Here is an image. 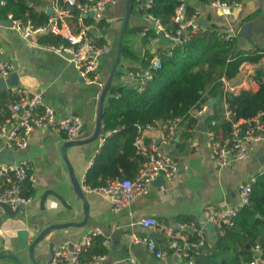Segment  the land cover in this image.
Masks as SVG:
<instances>
[{
    "label": "crops",
    "instance_id": "0c3cea01",
    "mask_svg": "<svg viewBox=\"0 0 264 264\" xmlns=\"http://www.w3.org/2000/svg\"><path fill=\"white\" fill-rule=\"evenodd\" d=\"M40 1L42 4L37 8L53 9V13L48 15L50 18L60 15L64 10L71 11V15H61L63 18L58 21L64 33L78 32L82 23H87L85 20L89 17L90 22L87 24L91 26L90 34L94 29L92 35L96 41L110 46V51L103 55L104 60H100V57L98 59L99 82H91L81 76L71 58L41 44L39 38L42 34L34 33L30 37H24L15 26H0V60L13 63V72H17L19 78L17 85L41 90L44 102L55 110L57 117L75 116L81 120L82 125H86L73 140L88 139L97 124L96 111L100 94L115 57L116 42L125 15V1L115 0V4L110 5L103 13L84 16L83 21L77 19L75 9L69 7L64 0ZM27 4L31 5V2L27 1ZM187 5L194 7L195 13L185 19ZM181 7L183 20L194 18L199 29L212 28L215 25L221 33L226 29L232 30L240 49L259 50L264 47V0H246L240 7L229 10L216 8L211 2L204 3L199 0H183ZM150 27L157 34L154 22L143 16L133 4L122 43L127 44L137 54L138 59L121 56L117 66L120 74L118 77L113 75L111 82L136 87L135 80L129 79L128 72L148 68L145 63L146 52L155 56L159 48L167 50L172 45L165 31L168 45L159 40L158 34L156 37L144 35L143 31L146 33ZM259 64L264 65V56ZM257 66L258 63L242 62L236 81L224 80L225 90L235 94L242 89L256 91L259 83L252 76ZM10 102L8 88L0 89V116L10 112ZM212 106L213 104L207 105L204 110H192L191 116L198 119L196 124L188 126V121H184L177 131V140L167 149L168 152L171 151L177 173L169 179L153 181L146 195L130 202L118 212L111 210L105 195L82 187L86 172L103 144L99 137L105 131L100 132L97 139L69 145L65 159L60 148L71 140L54 130H32L27 136V146L15 150L13 154L15 160L26 159L29 162L32 176L29 183L33 194L30 195V202L22 206L12 218L3 216L0 226V253L15 254L22 264H31L28 259V247L42 227L50 223H62L66 224V227L60 230L61 236L56 240L55 249L66 245L68 250H72L89 231L99 228V236L106 240L102 242L106 248L102 264H179L180 260L174 257H156L154 252L137 240L147 236L156 242L158 249L167 248V239L163 234L143 227L138 221L143 217H154L157 221L176 228L181 237L185 238L187 231L177 229L176 225L178 222L194 220L197 224L204 225L208 243L214 232L219 230L215 225H212L211 231L205 226V207L213 205L222 209L233 205L238 198L239 185L251 176L264 172V138L259 142L246 144L247 155L244 159L235 161L228 167L215 164L205 121L207 115L212 112ZM224 117H227L226 113ZM202 119L206 131L196 129ZM164 124L165 122L157 120L153 125L139 131L140 134L136 138L142 148L138 149L134 141L137 153L143 155L145 148L148 150L152 144L160 143ZM185 130L189 133L188 136ZM219 134H222L221 130ZM5 151L8 150L3 149L0 152V163L7 161L1 156ZM76 182L81 185L88 207L87 222L78 227L67 224L78 223L83 218L81 210L77 208L80 207L81 201L76 199L74 194ZM25 188L24 185V193ZM48 190L57 192L67 203L74 205L77 212L73 216L69 215L62 202L52 194L45 197L42 209L41 196ZM2 212L0 208V214ZM115 230H119L120 238L112 240L111 236ZM154 233L157 236H154ZM48 257L49 254L46 253L44 261H39V264H48ZM0 264L17 262L14 259L0 258Z\"/></svg>",
    "mask_w": 264,
    "mask_h": 264
},
{
    "label": "trees",
    "instance_id": "16d2710c",
    "mask_svg": "<svg viewBox=\"0 0 264 264\" xmlns=\"http://www.w3.org/2000/svg\"><path fill=\"white\" fill-rule=\"evenodd\" d=\"M152 1L148 12L159 19L168 35H172L177 28L173 16L183 0ZM199 1L209 3L212 0ZM41 4L40 0H6L0 5V19L10 16L22 23L29 21L33 27L44 25L49 16L37 8ZM133 4L134 0H130L131 11ZM194 13V7H185V19ZM86 19L85 22H90L89 17ZM145 35L157 36L152 27L147 28ZM39 41L47 46L67 44L62 35L53 33L42 34ZM158 54L161 66L150 68L152 77L141 91L133 85L110 83L103 99L100 122V132L109 134L86 172V181L91 186L103 185L115 177L134 176L145 160L136 152L134 141L139 131L157 120L166 122L171 117L181 116L188 121V126H194L198 119L191 116V111L200 109V104L214 98L212 112L205 119L206 127L216 135L219 130L226 135L231 128L230 121L224 117L226 107L231 110L234 120L248 119L264 110V65L259 64L264 47L240 49L236 36L225 39L223 32L213 25L212 28H200L187 41L173 43L168 50L159 48ZM121 56L138 59L125 43L121 46ZM145 56L149 67L153 55L146 52ZM244 61L258 63L252 78L259 83V88L256 91L242 89L237 94L225 90L224 80L235 82ZM119 74L116 68L114 77ZM9 113L1 115L0 122ZM24 185V194L32 195L30 183L27 181ZM102 242V237H94L90 245L80 251V264H88L93 255L103 254L106 248ZM256 244L264 249V172L255 175L249 200L239 209L233 225L216 230L208 243L194 253L193 264H247L254 257Z\"/></svg>",
    "mask_w": 264,
    "mask_h": 264
},
{
    "label": "built area",
    "instance_id": "2783aa9c",
    "mask_svg": "<svg viewBox=\"0 0 264 264\" xmlns=\"http://www.w3.org/2000/svg\"><path fill=\"white\" fill-rule=\"evenodd\" d=\"M5 1L0 0V5H4ZM244 1L246 0H212L211 4L216 8L229 10L240 7ZM64 2L75 9L76 17L80 21H83L84 15L88 16L90 11H94L95 14L103 13L110 5L115 4V0H64ZM152 2V0H134V5L142 12L143 16L154 22L156 31L163 30L159 19L148 12ZM182 10L180 5L173 16L174 22L177 23L175 32L172 35L166 34L169 36L171 44H181L199 30L194 18L183 20ZM61 15H71V11L64 10L56 17H49L46 24L36 27H33L29 21L26 23L19 20L13 21L14 26L24 37H30L34 33L62 35L67 40V44L60 43L49 47L58 53H70L80 75L88 78L91 82H99L97 80L98 59L110 51V46L106 43H98L95 37L90 34L91 26L87 23H82L76 33H64L58 24V21L63 18ZM143 34L145 35L144 31ZM223 35L225 39L236 36L229 29L223 31ZM160 66L161 58L157 53L153 56L147 69L129 71L128 77L135 80L136 87L142 90L146 81L152 77L150 68H159ZM13 70L12 62L0 60V77L6 78ZM7 88L11 95L10 113L0 123V152L3 149L12 152L24 149L27 146L28 134L36 128L57 131L64 134L65 138L69 140L75 139L81 131V120L75 116L57 117L55 110L44 102L41 90H33L20 85H12ZM206 108V104H200V109ZM225 113L227 116L225 118L231 123L230 131L226 135H216L209 131L213 160L219 167H228L233 162L244 159L247 155L246 144L259 142L264 138V110L259 111L251 118L238 120H234L231 110L227 107ZM183 123L184 119L181 116L171 117L165 122L160 143L152 144L148 150L145 148L143 151L145 160L133 177H115L99 186H91L85 178L83 189L105 195L114 212L122 210L130 202L146 195L157 177L169 179L177 173V166L167 149L172 147L177 131ZM108 134L109 132H105L100 135L99 141L104 142L105 136ZM135 145L138 149L142 148L138 138L135 140ZM31 179V168L26 159L0 163V203L7 204L12 210H19L28 204L31 197L24 194L23 184L27 181L30 182ZM254 180L255 176H251L239 185L238 198L233 205L222 209L207 205L204 209L206 221L215 225L219 231L223 226L233 225V219L239 209L249 200L251 183ZM138 223L166 237V249H158L156 242L150 237L137 238L158 258L174 257L180 260L179 264H193L194 253L206 243L204 225L197 224L194 220L177 223V229L187 231L185 238L181 237L176 228L159 222L154 217H143ZM99 235V228H93L74 249L68 250L66 245H60L54 250L51 264H80L78 257L80 251L88 247L91 240ZM191 238L194 239L191 240ZM105 241L103 239V242ZM253 253V259L247 264H264V249L259 244L254 246ZM104 258L103 254H95L88 264H102Z\"/></svg>",
    "mask_w": 264,
    "mask_h": 264
},
{
    "label": "water",
    "instance_id": "95a60500",
    "mask_svg": "<svg viewBox=\"0 0 264 264\" xmlns=\"http://www.w3.org/2000/svg\"><path fill=\"white\" fill-rule=\"evenodd\" d=\"M125 1V15L122 21V26L117 38V42H116V47H115V57L113 60V64L112 67L110 69L109 75L107 77L106 83L103 87V90L100 94V98H99V104H98V108L96 111V118H97V124L94 130V133L92 134V136L88 139L85 140H71L70 142H66L64 144H62L61 148H60V152L61 155L66 159V148L69 145H73V144H77L80 142H87V141H91L94 139H97L98 135L100 134V122H101V111H102V104H103V99L105 96V93L112 81L114 72L119 64L120 61V57H121V46H122V40H123V36H124V32L126 29V26L128 24V20H129V16H130V0H124ZM42 11H44L47 15H51L53 13V9L50 7H42ZM95 14L94 11H90L88 15H93ZM85 16V15H84ZM0 26H14V21L12 19H0ZM91 33H94V29L91 30ZM159 40L161 42H163L164 44L168 45L169 41L168 38L166 37L165 33L163 30H158L157 31ZM145 40V38H144ZM168 50V49H167ZM62 56L68 57V58H72V55L68 52H62L60 53ZM100 60H104V56L100 57ZM18 74L17 72H12L9 76H7L6 78L0 77V89H6L8 86H12V85H17L18 83ZM139 90V89H138ZM214 102V98L211 99V101L207 102L206 105L211 106ZM85 124L82 125L81 129L85 128ZM197 130H201V131H206V127L203 123V119L200 122V124H198L196 126ZM175 140H177V137H175ZM171 154V151L169 152ZM3 160H7V161H14L15 160V156L13 154L12 151H5L4 153L1 154ZM159 180H164L163 177H157L154 182L159 181ZM48 194H52L55 195L61 202L62 204L66 207V209L69 211L68 214L72 215L74 213H76L77 209H74V205H71L69 203L66 202V200L58 195L57 192L52 191V190H48L45 191L42 196H41V206L43 209V202L45 197ZM74 194H75V198L79 199L81 201V205H79L80 207L79 210H81L82 214H83V218L80 222L78 223H67L68 225H72V226H82L85 225V223L87 222L88 219V207H87V203L85 200V197L82 193L81 190V185L76 182V188L74 189ZM0 208L2 209V213L0 214V226H1V222H2V218L3 216H7L12 218L17 212V210H12L7 204L5 203H0ZM205 226L207 227V229L209 231L212 230V224L207 221ZM66 227V224H60V223H50L47 224L45 226L42 227V229L40 230V232L38 233V235L33 239L32 243L29 245L28 247V259L30 261L31 264H39V261L43 262L44 261V256L46 253L49 254V257L46 261V263L51 264L52 259H53V255H54V250H55V243L56 240H58L61 236L60 234V230ZM154 236H157L156 233H154ZM212 236V234L210 235V237ZM120 238V233L119 230H115L113 232V235L111 236V239H118ZM70 246V245H69ZM0 258H9V259H14L17 264H22L21 259L16 256L15 254H11V253H0Z\"/></svg>",
    "mask_w": 264,
    "mask_h": 264
}]
</instances>
